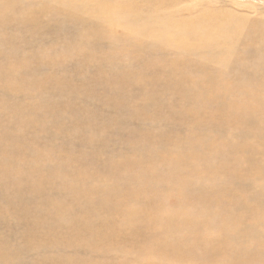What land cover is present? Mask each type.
<instances>
[{
  "label": "bare ground",
  "instance_id": "obj_1",
  "mask_svg": "<svg viewBox=\"0 0 264 264\" xmlns=\"http://www.w3.org/2000/svg\"><path fill=\"white\" fill-rule=\"evenodd\" d=\"M114 2L0 0V91L2 85L28 88L23 102L0 98V264H156L155 258L160 264L168 258L264 264L263 19L251 22L220 8L171 25L156 0L147 6ZM46 30L71 39L66 46L47 44L45 51L37 50L41 44L29 53L22 48L34 37L43 39ZM70 57L77 71L99 63L96 80L108 84L115 100L106 109L125 107L119 115L124 122L144 124L145 148L127 141L104 159L110 148L105 135L117 137L121 119L78 105L60 111L50 102L55 90L90 95L84 82L52 70ZM105 66L115 73L124 66L114 86ZM71 110L94 122L84 119L69 131L57 118L61 130L47 128L49 115ZM164 124L173 125L172 132L155 131ZM131 133L127 137L137 131ZM73 139V150L83 153L77 158L67 145ZM94 144L100 150L91 154L85 145L93 151ZM93 209L104 212L97 214L100 228L87 229L81 239L78 221L86 224L95 215L78 213ZM123 209L146 226L156 223L154 233L142 235L146 241H133L130 253L123 244L139 231L116 222L113 214ZM150 214L167 215L152 220ZM110 240L118 243L119 256L107 260L102 250L113 248ZM73 244L87 247L94 260L76 259Z\"/></svg>",
  "mask_w": 264,
  "mask_h": 264
},
{
  "label": "rangeland",
  "instance_id": "obj_2",
  "mask_svg": "<svg viewBox=\"0 0 264 264\" xmlns=\"http://www.w3.org/2000/svg\"><path fill=\"white\" fill-rule=\"evenodd\" d=\"M136 1L139 2V4H145V6H147L148 3H150V2H151V4H154L153 2H155V0H146V1L145 0H136ZM156 1H158L159 4L164 6L163 9H161L162 15H170L168 18V22L171 25H174L175 23L177 24L179 22L180 18L198 16V15H200V13L202 11L219 10L220 8L224 9V10H228L232 13H235V14H237V16L240 15L241 17H244L247 15L245 18L249 19L251 22L258 21V20L262 21V19H263L262 22H264V0H156ZM113 2H114V0H111V4H113ZM116 3L117 2H114V5ZM127 18H128V16H127ZM131 19H132V17L129 18L130 21H131ZM173 28H175V26ZM46 34L48 35V37ZM170 34L172 37H174L172 31H170ZM44 35L45 36H43V39H41L40 41H39L38 37H34V39L28 40L27 43L26 42L21 43L22 48H24L29 53L31 50L32 51L33 50L34 51L44 50L42 47H47L49 45L61 47V45L63 44V46H66L68 41L71 39L66 33H63V34L55 33L52 35L49 31H47V32H45ZM36 39H37V41H36ZM36 44H39V45L41 44V45L39 47L38 45L36 46ZM47 44H49V45H47ZM43 45H45V46H43ZM37 47H39V48L36 50ZM92 48L94 51L100 50L97 48V46H93ZM166 52L170 56H177V52L174 49H168ZM65 61L66 62L62 66H55V67L52 66V70L54 71V69H55L56 72H58V74L63 75V76L65 75V77L67 76V79H69L73 82H84V89L86 88V90L90 93V95H89V97L85 96L84 94L83 95L82 94L74 95L73 91H72V93H69V94L66 93V91H65V93L62 94L61 92L55 90L54 91L55 95H54V97H52L50 99V102L52 100H54L55 103L57 104V106H56L57 109L60 111L61 110L65 111L66 109L71 108V105H78V106H82V107L85 106V108L87 107L89 112H94L100 116L103 115L102 113H105L106 115L110 116V119H111V117L116 118V119L120 118L119 115L122 114L121 110H123L125 107H122L121 109H119L116 112H112L111 107L106 109V107H108L111 104V102H115V100L113 99L114 94L110 91L108 84H105L104 82H102V80H101V82L96 80L98 75L101 73V66L99 65V63L97 61H94V63L84 65L83 68H77L80 71L79 72V71L75 70V68L77 66L75 63H73L74 62L73 58L70 57L69 60L66 59ZM67 61H69V62H67ZM105 67L106 68L103 71H106L105 72L106 73V79L109 83H111L112 86H114V84H116L118 82V77L123 73L124 66H121V68L119 69V71L117 73H115V71H111L112 66H105ZM133 69L134 68L132 67L131 70L133 71ZM128 70H129V67L127 68V71ZM43 71H45V68H43L42 72ZM96 74H97V76H95ZM148 77H149V75L147 76V78ZM3 87H4V85L1 86V89H3L5 92L0 91V98H2V96H3L5 99H7L9 102H12V103H20V102H23V100H27V97H28L26 94V92L28 91L27 87L23 88L22 90H19L18 92L14 91V90H7V89H4ZM136 90L138 91L137 87H136ZM67 92H69V91H67ZM59 103H61V104H59ZM105 103H107V104H105ZM100 104H102L103 106ZM104 107H105V109H103ZM107 117L105 119L109 118V117L108 118ZM124 117L127 120L129 115H124ZM57 118L60 121H63V123H65L67 125V128H69V131L75 129L78 126L84 125V123H82V124L80 123V122H84V119H87L86 121L94 122L91 117L89 118V117H84V116H78V113H76L74 110H71V111H68L67 115H65V116H59L58 117V116H55L54 113H52V115H49L44 121V123L48 125L47 128L53 126L57 130L58 129L61 130V126L59 128V126L55 125L56 123H60V121L57 120ZM106 122H108V121H106ZM98 126H101V125L95 124V127H98ZM136 126H138V123L136 124ZM136 126H134V123L131 122L130 120H127L126 122H124L121 119V121H119V123L117 125V127L119 128L117 137L111 133L105 135L106 141H109V147H110L109 151L111 149H113V150H116L117 153H120V151L124 150V148H125V147L124 148H121V147L125 146L127 141L129 143H136L138 146H141L140 147L141 149L145 148L146 145L148 144L147 143V136L143 133L145 126H144V124L140 125L138 127H136ZM83 128H81L80 131L86 132V130ZM173 129H174L173 125L164 124V126H162V127H156L155 131L172 132ZM131 130H135V131H137V133L134 134L135 136L129 138L127 136L132 135ZM80 135H82V134H80V132H79V136ZM53 138H58V137L54 136ZM78 139L79 138H76L75 141H78ZM57 141H60V140L57 139ZM58 143H60V142H58ZM73 143H74V139H73V141L70 140L67 144L69 146V148H71V150L74 149ZM80 144L82 146V137L80 138ZM85 146L87 147L86 150L89 151L91 154H93L97 150H100V144H98V145L94 144V150L93 151L90 149L89 145H85ZM73 151H74V154L76 155L74 158H77V157H80L81 155H83L81 150L77 149V150H73ZM109 151L106 154L104 152H102L103 158L105 157L104 159H106L109 155L111 156V151L110 152ZM114 192H116V191L114 190ZM171 198L173 199L174 196H171ZM99 200H101V199L99 198ZM60 201L62 203V200H60ZM56 203H58V201ZM35 205H37V209H38L39 199L35 202ZM11 206H12L11 209L15 210V208L12 204H11ZM50 207H53V206H50ZM48 211H46V212H48ZM67 211H69L70 213L72 212L71 215L76 216V218H77V213H74L71 208L68 207ZM92 211H90L91 213L90 212L78 213V216L80 214H94L96 217V218L93 217L92 219L89 218L90 221L86 220V224L82 223L81 220H79L81 223L78 221V228L77 229H78L79 237L81 234V237H80L81 239L88 237V233H90V231L89 230L87 231V229L91 228L92 229L91 231H94V229H96L97 226L101 225L100 222H101L102 217L100 215H97V214H104V212H99V211L96 212L95 209H93ZM46 212L43 214H47ZM43 214L41 216V219L43 217H45ZM124 214H127V211L125 209H123V213H121V214H115L114 213L113 215L115 216V218H119V220H116V222H118L119 224L126 223L128 229H132L133 227H137V231H139L136 234V237L127 238L123 244L124 251H127L126 253H130L131 252L130 246L132 245L133 241H135V240L137 241L139 239L143 240L146 236L145 235L142 238V235L144 234V232H147V236H148V234L154 233L156 230V223L153 226H146V225H144V221H141V218L138 215L130 214L128 216H125ZM139 214H141V213H139ZM159 215L166 216L167 214H150V217H152L153 218L152 220H154ZM82 224H83V226L85 225L86 227L81 226ZM17 228L19 229V227H17ZM60 228L56 229V227H55L56 231L62 232V231H60ZM99 228H100V226H99ZM128 229H127V231H128ZM62 230H63V228H62ZM79 230L82 232H79ZM85 230H86L87 234L84 233ZM3 231H4V229H2V231L0 229L1 233ZM83 233L87 236L83 235ZM147 236H146L145 241L148 239ZM10 239L13 240L12 237H10ZM89 240L90 239L88 238V240L86 241V244L88 243ZM80 243H81V241H80ZM109 244L111 246H113L112 249L105 251L106 249L104 248L102 250V252L104 251L105 253H107L106 258H105L107 260H108V256H114V254L116 256H119V255H117L118 243L116 241H113V243H112V241L110 240ZM109 244H107L108 248H109ZM73 245H75V244H73ZM77 245H75V246H77ZM77 247H76V249H74V248L70 249L72 252H75L76 250L79 252L78 256H76V259H78L79 261H81L85 257L88 259H89V257H91V259H93L91 255L89 256V255H87V253L85 254V252H86L85 248H87V247L82 248L79 245ZM104 252H103V257L105 255ZM99 253H101V251L97 252V254H99ZM33 256H35V255H33ZM146 259H148V257ZM155 260H156V264L161 263V260H159L157 258H155ZM75 262H77V261H75ZM165 262H167L168 264H185V263H187V260L168 258V259H165ZM96 264H98V263H96Z\"/></svg>",
  "mask_w": 264,
  "mask_h": 264
}]
</instances>
